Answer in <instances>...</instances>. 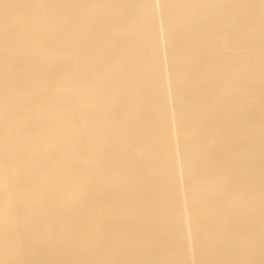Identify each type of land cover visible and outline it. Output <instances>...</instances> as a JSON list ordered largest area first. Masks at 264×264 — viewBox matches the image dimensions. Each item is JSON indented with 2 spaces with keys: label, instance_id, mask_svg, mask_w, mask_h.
<instances>
[{
  "label": "bare ground",
  "instance_id": "6f19581e",
  "mask_svg": "<svg viewBox=\"0 0 264 264\" xmlns=\"http://www.w3.org/2000/svg\"><path fill=\"white\" fill-rule=\"evenodd\" d=\"M0 264H264V0H0Z\"/></svg>",
  "mask_w": 264,
  "mask_h": 264
}]
</instances>
